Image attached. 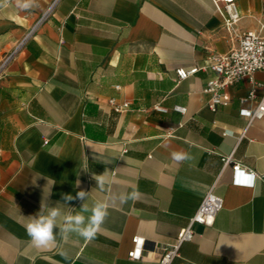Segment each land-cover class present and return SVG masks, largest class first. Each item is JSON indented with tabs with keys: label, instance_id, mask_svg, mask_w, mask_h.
Masks as SVG:
<instances>
[{
	"label": "crops",
	"instance_id": "1",
	"mask_svg": "<svg viewBox=\"0 0 264 264\" xmlns=\"http://www.w3.org/2000/svg\"><path fill=\"white\" fill-rule=\"evenodd\" d=\"M52 1L0 8V264H140L128 258L133 239H144V254L173 244L210 190L222 209L211 227L193 225L172 264H264V118L239 139L241 111L256 107L240 103L247 79L215 110L202 93L217 77L208 58L238 44L212 0H59L44 17ZM235 1L236 34L264 37V0ZM194 67L178 82L177 69ZM254 79L264 84V73ZM110 100L128 107L118 113ZM181 150L193 159L173 161ZM236 164L262 179L249 186ZM102 173L104 190L94 179ZM133 189L138 199L121 203ZM81 190L89 205H108L96 238L33 246L31 216L57 203L79 211L83 201L61 197Z\"/></svg>",
	"mask_w": 264,
	"mask_h": 264
},
{
	"label": "built area",
	"instance_id": "2",
	"mask_svg": "<svg viewBox=\"0 0 264 264\" xmlns=\"http://www.w3.org/2000/svg\"><path fill=\"white\" fill-rule=\"evenodd\" d=\"M58 1H52L44 17L51 12ZM212 2L217 14L221 17L223 29L229 36H235L238 44L226 54H213L208 58L207 68L214 72L217 77L205 84L202 93L208 97L207 103L209 108L215 110L217 106L228 105L230 101L226 92L228 87L239 80H248L250 85L249 91L245 97L240 99V103L255 101L256 107L252 112L241 111V114L248 118L247 127L239 136L241 140L246 137L247 129L253 121H259L264 118V84L254 79L255 73H264V37L260 33L251 30L240 35L236 34V25L241 17L237 10L235 0H212ZM198 70L196 67L188 70L183 68L177 69L175 73L178 82L195 75ZM261 89L263 93L259 96L258 91ZM109 104L118 113L123 112L128 107L127 103L116 105L114 100H110ZM154 110L157 112L166 111L160 105H156ZM173 110L182 115L186 113L185 107L175 106ZM167 136H172V132H168ZM230 161L231 157L224 158V166L229 165ZM232 169L237 175L245 174L247 177L252 178L254 174L256 179H262V177H258L254 172L242 169L239 164L233 166ZM222 206V199L210 190L202 199L198 210L192 219H190L188 226L178 233L173 244L166 245L158 252L144 254V239L135 237L133 239L134 247L128 253V258L131 261H138L140 264H172L180 256L182 244L193 239V225L198 224L211 227Z\"/></svg>",
	"mask_w": 264,
	"mask_h": 264
},
{
	"label": "clouds",
	"instance_id": "3",
	"mask_svg": "<svg viewBox=\"0 0 264 264\" xmlns=\"http://www.w3.org/2000/svg\"><path fill=\"white\" fill-rule=\"evenodd\" d=\"M9 0H0V8L6 7ZM15 7L20 11H28L39 7L38 0H15ZM171 159L177 163H183L190 161L193 156L181 151H173L171 153ZM103 163H109L104 161ZM94 179L97 182V187L100 190H104L106 184L109 183L104 173L96 175ZM256 177L253 174L251 178V184L249 186H255ZM79 184V181H77ZM89 193L83 190L76 193V196L71 194H62V200L65 206L74 200L83 201L79 211H71V207L67 208L69 211L65 212L60 203L56 206H48L47 211L44 210V206L34 216H31L30 222L25 226L26 233L30 237L31 243L36 248H49L57 240V235L61 239H68L70 234H75L78 237L83 238L86 241H92L96 238L97 234L101 230V226L104 224L106 218L109 215L108 205L103 201H94L91 205L86 203ZM139 197L138 189H133L130 193H124L119 196L121 203H127L128 201H136ZM87 214V215H86ZM65 255L67 259V255Z\"/></svg>",
	"mask_w": 264,
	"mask_h": 264
},
{
	"label": "snow or ice",
	"instance_id": "4",
	"mask_svg": "<svg viewBox=\"0 0 264 264\" xmlns=\"http://www.w3.org/2000/svg\"><path fill=\"white\" fill-rule=\"evenodd\" d=\"M251 178H249V182H250Z\"/></svg>",
	"mask_w": 264,
	"mask_h": 264
}]
</instances>
